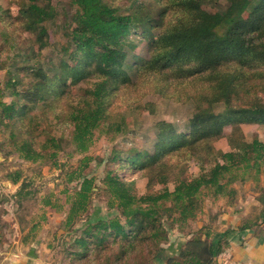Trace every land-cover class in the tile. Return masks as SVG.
<instances>
[{"label":"trees","instance_id":"1","mask_svg":"<svg viewBox=\"0 0 264 264\" xmlns=\"http://www.w3.org/2000/svg\"><path fill=\"white\" fill-rule=\"evenodd\" d=\"M43 2L45 0H23L25 8L20 12L25 29L35 35L36 42L41 43L40 47L44 46L41 41L47 33L45 23L55 17L54 9ZM205 2L181 0L180 5L184 8L182 16L174 25L153 36L149 33L150 28H147L150 18L144 3H133L125 12L127 14H121L119 9L110 7L105 0H71V5L75 7L71 20L73 26L70 24L64 34L65 42L58 51L59 62L51 70L57 79L41 68L36 57H33L28 76L34 93L29 89L24 97L35 94L42 100L43 94L52 95L54 90L50 84L57 80L61 85L60 94L68 98V79L74 83L84 80L86 86L81 89L82 95L77 96L78 102L72 101L66 111L72 143L79 154H84L102 122H117L106 112V99L117 85H125L124 82L128 80L125 68L144 77L152 73L158 81H162L164 71L169 66L175 67L179 73L182 71L185 77L187 73L188 76L196 74L202 87L194 98L196 104L204 100L212 107L219 101L228 103L232 96H252L254 92L249 87L243 90L241 78L247 77L248 72L245 71H248L251 62L258 60L264 64V50L258 51L256 48V41L264 37V0H229L228 6L220 12L202 8ZM152 28L154 30L156 26ZM136 33H141L137 41L131 38ZM140 41H146L148 57L134 55V63L127 64L129 53L136 49V42L138 44ZM259 72L258 81L262 83L264 70ZM165 80L168 81L167 78ZM260 90L264 91V85ZM11 94L20 97L15 90ZM23 106L19 101L8 104L0 101L2 119L11 120L14 110ZM32 119L28 117L26 122V132L31 138L15 141L19 156L30 162L56 157L60 139L47 130L46 138L37 141L36 138L44 132L38 131L40 124H34ZM233 121L264 124V98H257L251 106L224 115L212 114L210 109H197L190 119V140L175 134L170 125L162 124L158 141L151 152L131 147L115 155L111 161L123 163L127 158L130 165L138 164L146 171L149 166L157 164L155 160L161 159L165 152L201 142L207 136L219 133L222 125ZM114 131L126 133V125L116 124ZM237 132L234 150L221 154L220 160L197 178L176 180L173 190L165 187L137 196L129 183L108 172L103 179L108 196L107 207L116 213L111 217L87 218V225L75 236L73 244L77 251L71 252V257L83 258L88 254V262L97 264H154L159 260H165V264H213L215 249L212 240H208V233L203 235L204 238H189L177 255H166L161 245L166 240L161 217L165 212H177L180 222L194 220L202 189L212 191L215 199L232 198L235 192L229 186L234 180H243V175L249 171L255 175L261 173L264 142L260 139L247 142ZM72 177L68 181L77 179L81 182L71 198L65 226H70L87 212L93 194L96 189L98 191L95 178L84 176L80 169ZM161 181L164 182L165 177L158 183ZM22 191V188L19 189L16 196ZM167 202H171L172 207L164 205ZM250 226L247 222L241 229Z\"/></svg>","mask_w":264,"mask_h":264},{"label":"rangeland","instance_id":"2","mask_svg":"<svg viewBox=\"0 0 264 264\" xmlns=\"http://www.w3.org/2000/svg\"><path fill=\"white\" fill-rule=\"evenodd\" d=\"M70 1L43 2L54 9L55 17L45 23L47 33L41 41L44 46L40 47L41 43H37L35 35L25 29L26 24L20 18V12L25 8L23 0H0V101L7 104L19 101L20 105H24L14 110L11 120L2 119L0 111V230L11 229L16 222L20 228L32 227L31 233H37L39 244L47 247V255L51 256L54 264H97L88 262V254L83 258H75L71 257L70 253L77 251L73 241L77 232L87 225V218L111 217L116 213L107 207L108 196L103 179L108 172L129 183L137 196L157 192L165 187L173 190L176 180L197 178L208 172L214 162L220 160L221 154L234 150L238 139L237 131L247 142L253 139L264 142V124L238 121L224 124L219 133L209 135L201 142L165 152L161 159L155 160L157 164L149 166L146 171L138 164L130 165L127 158L123 163L112 162V158L131 147L151 152L158 141L157 136L162 124L170 125L175 134H181L190 140V119L197 109H210L212 114L224 115L229 111L251 106L257 98L262 100L264 91L260 88L264 82L258 81V76L259 71L264 70V64L258 60L251 62L248 64V71H245L248 72L247 77L241 78L243 90L249 87L250 91L254 92L252 96H232L228 103L219 101L212 107L207 101L200 100L196 104L194 100L202 91L196 74L188 76L187 73L185 77L182 71L179 73L175 67L169 66L164 71L162 81H158L152 73L144 77L130 68H125L128 76L125 85H117L106 99V112L117 122H102L100 128L94 132L93 142L87 152L79 154L71 140V125L66 111L72 101L78 102L77 96L82 95L81 89L86 86L84 80L74 83L68 79V98L60 94L61 85L57 80L50 84L54 90L52 95L43 94L42 100L35 94L24 97L29 89L34 93L29 85L31 78L28 76L33 57H36L41 68L53 75L51 70L59 62L58 51L65 42L64 34L70 24L73 26L71 20L75 7ZM180 1L105 0L110 7L119 9L121 14H127L125 12H128L133 3H144L150 18L147 28H150L149 33L153 36L174 25L182 16L184 8ZM228 4L229 0H206L202 8L220 12ZM154 25L156 29L153 30ZM131 38L137 41L141 38V33L132 34ZM145 42H136L137 47L129 53L127 64L134 63V55L148 57ZM256 42L257 50H264V37ZM53 76L57 79L56 74ZM13 82H16L15 85H12ZM13 90L17 91L20 97L12 96ZM190 95L191 98L188 97ZM28 117L33 118L34 124H40L38 131L44 132L36 138L37 141L41 142L46 138L47 130L60 139V149L56 157L30 162L19 156L15 141L22 142L31 138L29 132H26ZM111 123L114 124L112 127ZM119 123L126 125V133L114 131L115 125ZM34 135L37 136L36 132ZM167 166L169 168H166ZM79 169L84 176L95 178L98 191L96 189L93 194L87 212L70 226H65L71 198L81 182L77 179L68 180L75 176ZM243 176V180L238 178L230 184L229 189L235 192L232 198L226 196L215 199L212 191L202 189L198 195L194 220L183 223L178 220L177 212L162 213L161 222L166 230V240L161 245L166 255H177L180 247L189 238L203 237L208 233V240L212 239L219 229L224 228V218L233 215L237 209H242L248 216V219L246 216L241 221V225L264 213V165L259 175L249 171ZM164 177L165 181L158 183ZM21 188L23 191L17 197L16 193ZM26 192L29 193L25 195ZM164 205L172 207L171 202ZM231 220L234 222L235 219ZM3 239L9 241L13 236L0 238V241ZM153 263L165 264V260Z\"/></svg>","mask_w":264,"mask_h":264},{"label":"crops","instance_id":"3","mask_svg":"<svg viewBox=\"0 0 264 264\" xmlns=\"http://www.w3.org/2000/svg\"><path fill=\"white\" fill-rule=\"evenodd\" d=\"M232 214L224 218V228L211 239L215 249L213 264H264V213L249 220L251 226L244 229L241 221L247 213L237 209ZM32 230L20 228L17 222L11 229L0 230V238L13 236L9 241H0V264H54L47 247L39 244Z\"/></svg>","mask_w":264,"mask_h":264}]
</instances>
